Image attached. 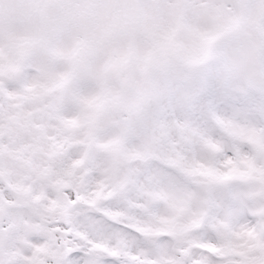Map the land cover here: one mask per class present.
I'll list each match as a JSON object with an SVG mask.
<instances>
[{
    "label": "snow or ice",
    "instance_id": "6c2138e0",
    "mask_svg": "<svg viewBox=\"0 0 264 264\" xmlns=\"http://www.w3.org/2000/svg\"><path fill=\"white\" fill-rule=\"evenodd\" d=\"M0 264H264V0H0Z\"/></svg>",
    "mask_w": 264,
    "mask_h": 264
},
{
    "label": "rangeland",
    "instance_id": "374dc122",
    "mask_svg": "<svg viewBox=\"0 0 264 264\" xmlns=\"http://www.w3.org/2000/svg\"><path fill=\"white\" fill-rule=\"evenodd\" d=\"M53 15H55L53 13ZM83 15V27L89 32H94L96 28L105 24V22L112 19L113 22H118L121 25L127 27H135L140 24V19L135 12L122 13L117 16H113L112 13L107 11H99L94 13H84ZM146 28H154V24H145ZM96 49L99 46L96 45ZM128 64L127 59L122 61L113 62L109 66V72L105 73L102 77V91H103V101L101 103H109L114 105L119 104H134L135 98L130 93L129 88L123 86L120 83L119 74L126 69ZM118 83L120 86H118ZM99 106V105H98Z\"/></svg>",
    "mask_w": 264,
    "mask_h": 264
}]
</instances>
